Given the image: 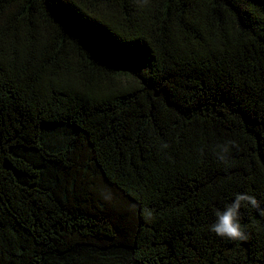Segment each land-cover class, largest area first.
Returning a JSON list of instances; mask_svg holds the SVG:
<instances>
[{"label": "trees", "instance_id": "obj_1", "mask_svg": "<svg viewBox=\"0 0 264 264\" xmlns=\"http://www.w3.org/2000/svg\"><path fill=\"white\" fill-rule=\"evenodd\" d=\"M238 193L264 208V0H0V264H264L257 209L210 231Z\"/></svg>", "mask_w": 264, "mask_h": 264}, {"label": "clouds", "instance_id": "obj_2", "mask_svg": "<svg viewBox=\"0 0 264 264\" xmlns=\"http://www.w3.org/2000/svg\"><path fill=\"white\" fill-rule=\"evenodd\" d=\"M230 146L238 148L235 141H227L225 144L217 146L220 149L218 158L222 162L226 161V154L230 151ZM242 206H251L253 209H257L261 216H264V208L260 207L254 196L238 193L231 203L224 206L223 210H216L215 222L210 226V231L220 238L231 241H246L248 235L241 223L240 210Z\"/></svg>", "mask_w": 264, "mask_h": 264}]
</instances>
